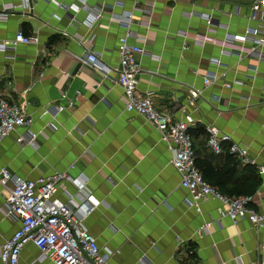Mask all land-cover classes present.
<instances>
[{"label":"crops","instance_id":"obj_1","mask_svg":"<svg viewBox=\"0 0 264 264\" xmlns=\"http://www.w3.org/2000/svg\"><path fill=\"white\" fill-rule=\"evenodd\" d=\"M8 3L12 7L4 8ZM77 3L0 0V39L10 41L18 31L38 37L37 44L0 50V97L30 115L38 132L33 146L16 142L26 128L4 139L0 167L28 179L55 170L88 179L93 198L87 205L95 207L85 226L111 251L112 264H264V226L246 218L234 224L219 214L221 202L213 197L199 201L200 211L190 205L156 125L125 109L115 74L82 61L93 50L117 65L118 37L129 28L130 39L144 47L138 91L159 111L188 122L195 160L220 168L232 155L227 143L221 153L208 147V124L246 145L262 180L251 206L264 214V174L258 172L264 165V46L260 60L252 41L240 38L257 25L247 16L252 2L87 0L78 11L69 7ZM94 10L101 12L98 20ZM200 12H208L212 24ZM214 75L205 85L203 78ZM196 89L203 91L197 103ZM58 105L65 108L46 113ZM64 184L66 191L55 196L81 203L80 188ZM6 194L0 187V246L20 226L6 214ZM39 255L28 243L20 264H54Z\"/></svg>","mask_w":264,"mask_h":264},{"label":"built area","instance_id":"obj_2","mask_svg":"<svg viewBox=\"0 0 264 264\" xmlns=\"http://www.w3.org/2000/svg\"><path fill=\"white\" fill-rule=\"evenodd\" d=\"M65 6V5H63ZM12 6L4 4V8ZM78 11L87 7V0H78L77 4L69 6ZM67 6V9L69 8ZM96 12L95 18L101 17V12ZM239 12V9H235ZM202 18L212 24V18L208 12H200ZM248 19L256 22L254 27H247L241 40L250 39L256 50L258 58L263 59L261 47L264 46V0H254L248 7ZM90 24H93L91 22ZM131 31L118 37L117 50L119 60L117 65L106 63L96 51H89L82 61L90 65L103 75H116V81L122 87L125 109L144 116L153 122L160 134V139L171 152L170 162L180 175V186L186 189L191 196L187 202L195 205L200 211L199 201L209 197L218 199L221 207L218 212L221 216H227L234 224L241 219H248L258 226H264V214L252 208L253 195L228 196L203 176L197 167L194 157V145L189 132V124L185 120H176L171 114L161 112L155 108L150 95H143L138 91L137 74L141 71L139 57L144 53V47L140 42L130 39ZM232 34L227 33L229 39ZM19 43L26 45L37 44L38 37L25 35L18 31L10 39H0V50L15 47ZM187 49V45H183ZM226 50L222 48V53ZM216 65H222L221 59H217ZM212 77H204L203 82L209 86ZM230 87L231 84L225 83ZM195 103L203 91L196 89ZM65 107L58 105L52 116L58 114ZM33 118L28 115L18 104L0 97V143L20 128L26 131L16 135V142L21 145L33 146L36 143L38 132L31 129ZM209 133L207 145L214 153L223 151L224 143L228 144L229 152L236 156L241 163H251L248 147L233 139L231 134L221 131L214 124L206 125ZM74 164L70 168H73ZM258 172L264 174V165H259ZM70 181L80 188L81 203L62 201L55 195L61 188L66 191L65 182ZM88 179L82 175L72 176L68 171L55 170L53 173L43 175L37 179H28L12 173L8 167H0V187L6 189L5 211L20 221V226L0 246V264H20L23 249L28 243H33L40 255L39 261L51 259L54 264H112L111 251L100 247L97 238L85 226V219L95 207V204L87 205L92 201L91 192L87 189Z\"/></svg>","mask_w":264,"mask_h":264},{"label":"trees","instance_id":"obj_3","mask_svg":"<svg viewBox=\"0 0 264 264\" xmlns=\"http://www.w3.org/2000/svg\"><path fill=\"white\" fill-rule=\"evenodd\" d=\"M197 167L204 178L222 193L228 196L254 195L261 184V178L256 174L251 163L242 166L229 155L227 163L218 168L209 161L196 159Z\"/></svg>","mask_w":264,"mask_h":264},{"label":"rangeland","instance_id":"obj_4","mask_svg":"<svg viewBox=\"0 0 264 264\" xmlns=\"http://www.w3.org/2000/svg\"><path fill=\"white\" fill-rule=\"evenodd\" d=\"M224 2H229V3H250L254 0H221Z\"/></svg>","mask_w":264,"mask_h":264}]
</instances>
